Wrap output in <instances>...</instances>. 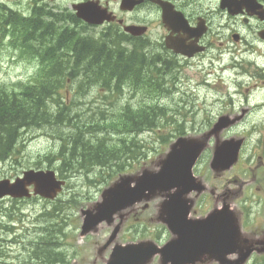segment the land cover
Instances as JSON below:
<instances>
[{
  "label": "rangeland",
  "instance_id": "1",
  "mask_svg": "<svg viewBox=\"0 0 264 264\" xmlns=\"http://www.w3.org/2000/svg\"><path fill=\"white\" fill-rule=\"evenodd\" d=\"M2 1L25 14H30L32 7L35 6L27 0ZM53 9L59 11L57 8ZM78 31L82 34L96 35L99 30L81 28ZM14 43L15 41L0 33V86L3 85L6 90H21V86L24 87L34 81L41 67L35 56L24 53L15 47ZM157 51L160 50L157 48L153 50ZM162 57L174 67L172 74H168L165 80L167 90L163 94L156 92L151 94L127 84L123 86L121 93H114L99 83L82 84L81 78L73 81L69 79L66 86L61 89V94L67 98L70 122L26 128L20 135L14 151L6 159L0 160V180H16L23 177L24 171L30 169L36 171L49 169L58 174V179L65 181L62 191L53 200L39 196L19 202L12 198L0 200V222L8 223L14 227V231L26 235L20 237L22 242L26 237H32L34 226L40 225L37 219L52 209L60 199L59 203H62L64 208L58 217L54 218L61 225L59 241L63 245L61 249L67 253L68 261L76 264H105L112 245L103 251V254L97 253L98 248L106 243L121 218L117 215L112 225L103 222L96 231L82 237L81 210L93 208L102 201L103 191L121 175L139 173L144 168L155 170L162 154L168 151L169 145L177 137L184 134L197 136L203 133V119L211 112L217 111L218 106L215 102L217 100L214 97L218 91V86L214 83L218 72L216 67L203 64V55L190 60L170 57L163 52ZM208 80L210 83H206ZM157 104L166 110L165 114L159 117V127L139 134L123 128L122 122L128 121L119 119L120 115H124L123 112L128 114L130 111L144 108L145 105ZM125 108L130 109L127 111ZM79 132L93 143L97 142V138H106L111 147L118 145L121 139H125V142L130 141V145L132 143L129 139L132 141L136 139L138 146L131 149L130 153H126L127 150L121 143V146H117L120 147L119 153L126 152L122 154L121 159L108 164L105 168L91 166L83 169L79 165L62 167L61 154L65 151L66 158L71 156L70 145L75 134ZM66 143L68 145L63 149V144ZM203 173L209 174V164L202 155L194 168V174L203 179ZM163 198L159 194L150 201L139 202L124 210L123 224L117 242L138 240L165 242L170 236L169 231L162 221L156 219ZM146 203L148 206H145ZM210 207L212 201L207 199L203 202L202 195L195 202L193 208L196 214L193 215L201 216L203 212L210 210ZM1 233H4L3 230H0V236H6L7 239L3 244L11 251L6 261H12L15 257L23 259L25 251L22 243L11 242L14 239L13 233ZM153 264H157V261Z\"/></svg>",
  "mask_w": 264,
  "mask_h": 264
},
{
  "label": "flooded vegetation",
  "instance_id": "2",
  "mask_svg": "<svg viewBox=\"0 0 264 264\" xmlns=\"http://www.w3.org/2000/svg\"><path fill=\"white\" fill-rule=\"evenodd\" d=\"M27 1L35 4L30 14L2 0L0 6L24 16L38 8H57L73 16L77 29H97V36L115 34L123 48L142 47L145 40L148 51L157 48L190 60L203 55V64L217 68L218 107L203 119V134L216 126L220 133L208 136L203 152L209 164V174L203 173V202L212 201L210 210L231 211L239 221L240 240L228 258L251 251L244 264H264V0ZM82 15L103 21L89 23ZM168 36L194 43L202 51L192 57L176 54L166 46ZM214 146H228L229 154L221 150L220 160H231L216 174L210 167Z\"/></svg>",
  "mask_w": 264,
  "mask_h": 264
},
{
  "label": "trees",
  "instance_id": "3",
  "mask_svg": "<svg viewBox=\"0 0 264 264\" xmlns=\"http://www.w3.org/2000/svg\"><path fill=\"white\" fill-rule=\"evenodd\" d=\"M74 23L73 16L63 12L47 11L44 14L42 9H37L31 18H26L4 5L0 6V33L15 41L14 46L24 53L38 58L41 65L34 81L21 86V90H6L3 85L0 86V160L6 159L14 151L26 128L70 122L67 98L61 94V89L69 79L73 81L81 78L82 84L99 83L114 93H121L126 84L151 94H163L167 90L165 80L168 74H172L174 67L167 63L162 54L148 51L146 43H142L143 46L139 48H123L122 40L112 33L100 37L82 34L74 27ZM129 109L125 108L127 111ZM165 111L158 104L145 105L128 114L123 112L124 115H120L119 119L128 120L122 122L123 128L139 134L159 127V117ZM129 140L131 145L130 141L121 139L118 145L111 148L106 138H97V142L93 143L79 132L70 145L71 156L66 158L65 151L61 154L62 167L79 165L83 169L91 166L105 168L121 159L126 152L119 153L120 147L117 146L121 143L126 153L138 146L136 139ZM67 145L63 144V149ZM59 200L37 219L40 225L34 226L32 237H26L23 242L20 237L26 235L17 233L8 223L0 222V230L13 233L11 242L22 243L25 251L23 259L15 257L7 262L11 251L3 244L7 240L6 236H0V264L70 263L59 241L62 233L60 222L55 221L64 208Z\"/></svg>",
  "mask_w": 264,
  "mask_h": 264
},
{
  "label": "water",
  "instance_id": "4",
  "mask_svg": "<svg viewBox=\"0 0 264 264\" xmlns=\"http://www.w3.org/2000/svg\"><path fill=\"white\" fill-rule=\"evenodd\" d=\"M82 17L94 23L103 19H92L87 15ZM137 35L140 31L127 28ZM166 46L175 53L193 56L201 48H195L194 43L186 44L179 38L167 37ZM203 134L198 136H182L170 145L169 151L158 161L155 170L144 168L140 173L121 175L102 193V201L93 208L82 209L83 225L80 236L97 230L104 221L112 225L116 215L121 218L107 242L98 248L97 253L103 254L113 241H117L118 233L123 224L124 210L142 201H150L161 194L164 198L159 204L156 219L169 227L173 234L164 246H158L154 241L143 240L137 243H116L107 264H150L157 254H160V264H198L207 261H219L229 264L225 256L231 247L238 242L239 226L232 217L213 210L201 218L191 217L195 198L189 197L193 191L197 196L203 192V183L193 173V168L207 145ZM228 146L216 147L211 166L214 171L229 165L230 159L220 160L221 150L225 152ZM230 151V148L228 149ZM134 183V185H133ZM65 181L56 177L54 170H27L23 177L15 181L0 180V199L5 196L14 198L31 197L29 187L34 185V194L48 199H54L62 190ZM228 248V249H227ZM243 254L233 264H243L249 254ZM76 264V263H72Z\"/></svg>",
  "mask_w": 264,
  "mask_h": 264
}]
</instances>
